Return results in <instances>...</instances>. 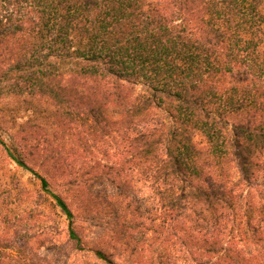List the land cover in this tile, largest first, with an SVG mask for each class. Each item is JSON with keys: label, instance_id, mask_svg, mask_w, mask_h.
Listing matches in <instances>:
<instances>
[{"label": "trees", "instance_id": "16d2710c", "mask_svg": "<svg viewBox=\"0 0 264 264\" xmlns=\"http://www.w3.org/2000/svg\"><path fill=\"white\" fill-rule=\"evenodd\" d=\"M14 98L31 127L0 143L66 215L78 250L108 195L91 191L99 168L69 171L58 154L94 162L115 140L113 200L147 186L152 245H181L175 264H264V0H0L1 104ZM40 152L63 194L30 167Z\"/></svg>", "mask_w": 264, "mask_h": 264}, {"label": "rangeland", "instance_id": "374dc122", "mask_svg": "<svg viewBox=\"0 0 264 264\" xmlns=\"http://www.w3.org/2000/svg\"><path fill=\"white\" fill-rule=\"evenodd\" d=\"M15 99H9L6 105L1 104L0 100V136L8 147L12 142L20 144L26 135L23 131H29L31 127L30 116L22 110L28 104L22 103V99ZM40 132L35 137L40 136L43 137L42 141H50L45 137L46 133ZM54 141L42 142V147L50 148V143ZM60 150V165L64 169L86 171L96 166L103 174L102 182L93 184L91 191L101 197H106V194L108 196L98 199L94 212L97 219L85 222V230L81 231L85 250H78L76 244L69 240V221L59 207H56L53 198L44 193L41 182L29 170L20 167L12 159L6 146L0 143V264H100L88 253L91 249H102L112 254L119 264L177 262V250L182 249L181 245H152L150 234H144L153 209L147 186L136 184L134 189L131 187L128 192L125 190L130 198L121 199L123 203L115 204L113 193L118 198L117 194L123 191L117 186L120 180L116 167L120 163L121 150L115 140L95 150L97 160L94 162H83L81 157H68L69 147H62ZM39 154V162L30 161V167L49 179L53 192L63 194L59 184L50 178L48 172L56 165L44 166L42 161L47 154ZM112 180H116L115 185ZM71 201L67 198L80 224L87 218L80 216L76 204ZM182 236L183 233H179L175 240Z\"/></svg>", "mask_w": 264, "mask_h": 264}]
</instances>
